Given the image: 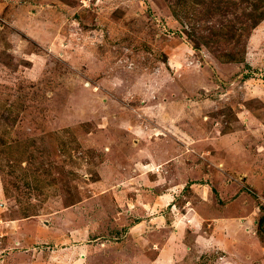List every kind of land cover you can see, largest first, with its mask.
<instances>
[{"label": "rangeland", "instance_id": "obj_1", "mask_svg": "<svg viewBox=\"0 0 264 264\" xmlns=\"http://www.w3.org/2000/svg\"><path fill=\"white\" fill-rule=\"evenodd\" d=\"M189 33L168 0H0L5 264H264V21L242 63Z\"/></svg>", "mask_w": 264, "mask_h": 264}, {"label": "trees", "instance_id": "obj_2", "mask_svg": "<svg viewBox=\"0 0 264 264\" xmlns=\"http://www.w3.org/2000/svg\"><path fill=\"white\" fill-rule=\"evenodd\" d=\"M183 13L194 44L222 64L242 63L252 32L264 21V0H168Z\"/></svg>", "mask_w": 264, "mask_h": 264}, {"label": "crops", "instance_id": "obj_3", "mask_svg": "<svg viewBox=\"0 0 264 264\" xmlns=\"http://www.w3.org/2000/svg\"><path fill=\"white\" fill-rule=\"evenodd\" d=\"M0 253H4V249H0ZM9 256V254H7L6 256H1L0 254V264H5V259ZM80 257L83 258V255H81ZM81 259H76V262H80Z\"/></svg>", "mask_w": 264, "mask_h": 264}]
</instances>
